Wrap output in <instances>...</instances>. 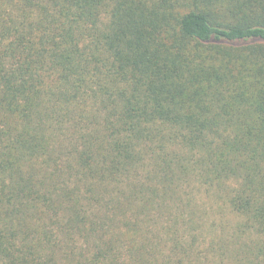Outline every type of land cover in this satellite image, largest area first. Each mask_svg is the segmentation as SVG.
Instances as JSON below:
<instances>
[{"label": "trees", "instance_id": "trees-1", "mask_svg": "<svg viewBox=\"0 0 264 264\" xmlns=\"http://www.w3.org/2000/svg\"><path fill=\"white\" fill-rule=\"evenodd\" d=\"M0 264H264V0H0Z\"/></svg>", "mask_w": 264, "mask_h": 264}]
</instances>
